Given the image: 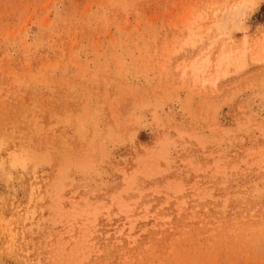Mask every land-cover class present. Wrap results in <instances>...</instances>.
Wrapping results in <instances>:
<instances>
[{
  "label": "rangeland",
  "instance_id": "1",
  "mask_svg": "<svg viewBox=\"0 0 264 264\" xmlns=\"http://www.w3.org/2000/svg\"><path fill=\"white\" fill-rule=\"evenodd\" d=\"M0 264H264V0H0Z\"/></svg>",
  "mask_w": 264,
  "mask_h": 264
}]
</instances>
